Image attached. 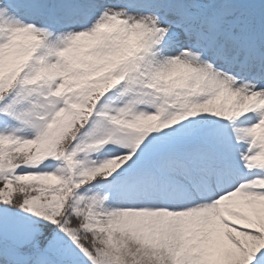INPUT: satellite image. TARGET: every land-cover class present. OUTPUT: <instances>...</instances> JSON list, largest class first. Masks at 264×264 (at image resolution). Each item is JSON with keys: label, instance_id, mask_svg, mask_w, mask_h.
<instances>
[{"label": "snow or ice", "instance_id": "obj_1", "mask_svg": "<svg viewBox=\"0 0 264 264\" xmlns=\"http://www.w3.org/2000/svg\"><path fill=\"white\" fill-rule=\"evenodd\" d=\"M0 264H264V0H0Z\"/></svg>", "mask_w": 264, "mask_h": 264}]
</instances>
